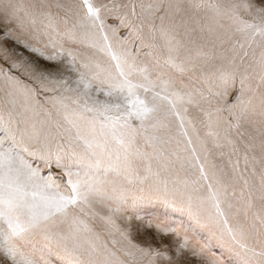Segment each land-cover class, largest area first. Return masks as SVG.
Returning a JSON list of instances; mask_svg holds the SVG:
<instances>
[{
    "label": "snow or ice",
    "instance_id": "snow-or-ice-1",
    "mask_svg": "<svg viewBox=\"0 0 264 264\" xmlns=\"http://www.w3.org/2000/svg\"><path fill=\"white\" fill-rule=\"evenodd\" d=\"M0 61V264H264V0H0Z\"/></svg>",
    "mask_w": 264,
    "mask_h": 264
},
{
    "label": "rangeland",
    "instance_id": "rangeland-1",
    "mask_svg": "<svg viewBox=\"0 0 264 264\" xmlns=\"http://www.w3.org/2000/svg\"><path fill=\"white\" fill-rule=\"evenodd\" d=\"M123 31V30H122ZM25 55H29L27 52H25ZM0 63H4L5 67H7V62L0 61ZM47 171V169L45 170ZM59 172V170H55ZM138 214L145 218H159L163 219L165 216H168L170 219L173 220L174 224H180V221L183 220V226H186L188 221L185 217H181L180 219H176L178 214L171 213L170 209L165 208L163 205L160 204H145L142 205L139 209L136 210ZM118 223H121V226L123 225L122 221H118ZM135 225L139 226L138 221L133 222ZM134 239L137 240V242L143 243L145 241V237L143 235H134ZM169 239H172V237H169ZM217 251H219L217 249Z\"/></svg>",
    "mask_w": 264,
    "mask_h": 264
}]
</instances>
